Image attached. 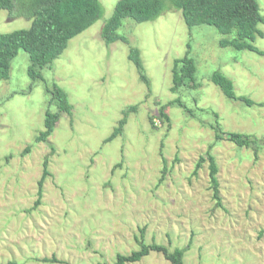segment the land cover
I'll list each match as a JSON object with an SVG mask.
<instances>
[{"label": "rangeland", "instance_id": "1", "mask_svg": "<svg viewBox=\"0 0 264 264\" xmlns=\"http://www.w3.org/2000/svg\"><path fill=\"white\" fill-rule=\"evenodd\" d=\"M32 1L14 0L11 16L0 10V34L30 27L22 15ZM117 1H99L103 16L40 71L42 80L31 82L29 57L19 51L0 81V264H114L117 254L139 249L141 231L145 245L183 249L184 264H264V148L255 159L227 134L216 141L213 130L218 124L264 139V57L221 48L227 37L205 25L188 28L172 7L151 22L123 20L118 34L126 43L106 45L100 30ZM256 1L264 17V0ZM259 29L264 34V24ZM254 46L264 52V37ZM187 53L198 86L173 92V63ZM217 71L254 106L228 100L211 82ZM54 85L71 115L36 143ZM121 121L122 132L107 141ZM209 150L219 205L208 163L196 169ZM45 159L49 176L38 197ZM133 264L170 262L151 252Z\"/></svg>", "mask_w": 264, "mask_h": 264}, {"label": "trees", "instance_id": "2", "mask_svg": "<svg viewBox=\"0 0 264 264\" xmlns=\"http://www.w3.org/2000/svg\"><path fill=\"white\" fill-rule=\"evenodd\" d=\"M99 1L33 0L29 10H26L27 13L22 15L30 19V27L8 34H0V81L9 78L11 62L19 51L25 52L29 57L30 65L27 74L31 82L42 80L40 71L49 67L55 59L62 55L71 39L87 30L103 16V7ZM168 7L180 12L188 28L205 25L227 37L219 41L221 48L230 47L237 51H248L264 57V52L254 46L256 38L264 37L263 32L259 29V26L264 24V17L260 13L256 0H118L111 16L104 22L100 30L101 39L106 45L117 41L126 43L127 40L118 34L123 20L131 19L137 24L151 22L165 12ZM0 10L8 12L11 16L15 10L14 0H0ZM20 15L17 12L16 16ZM129 60L141 74L142 61L136 48H129ZM195 73L194 61L188 56V53L182 59L175 60L172 67V91L185 87L186 83L190 84V87L196 88L198 85L195 83ZM140 76L144 79L142 74ZM211 82L228 100L240 102L248 107L254 106L250 99L236 96L232 81L220 72L212 74ZM48 93L51 97L44 116V131L36 137V143L45 142L51 136L63 113L71 115V107L67 102L66 94L60 88L54 85L51 90L48 89ZM52 106L56 107L54 113L50 111ZM160 115L163 122H169L165 109L160 111ZM149 122L152 125L151 118H149ZM124 123L121 121L118 124L107 141L114 139L122 132ZM213 130L216 141L222 140L223 136L227 134V140L230 143L238 148L251 150L255 159L264 148V139H257L254 135L236 132L224 133L218 124L213 127ZM209 149H211V145ZM30 151V147H27L22 152V157ZM205 162L208 163L212 199L219 205L218 168L210 150L204 157L199 158L196 169ZM47 164L45 159L44 169L37 183L38 197L41 196L43 183L49 176ZM39 204L40 200L38 199L35 206L37 207ZM142 232L141 241L138 243L139 249L131 252L128 256L117 254L114 264L137 263L151 252L161 254L170 264H184L185 252L183 249L176 248L170 251L168 247L155 243L145 245L142 242ZM43 261L48 262L46 259ZM51 262H56V260L52 259Z\"/></svg>", "mask_w": 264, "mask_h": 264}]
</instances>
